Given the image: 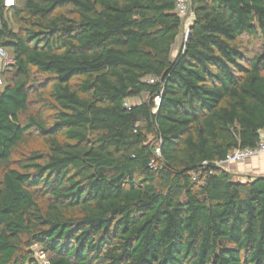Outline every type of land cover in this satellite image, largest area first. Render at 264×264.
<instances>
[{"label":"trees","instance_id":"obj_1","mask_svg":"<svg viewBox=\"0 0 264 264\" xmlns=\"http://www.w3.org/2000/svg\"><path fill=\"white\" fill-rule=\"evenodd\" d=\"M191 10L174 53L175 0H0V264H264V176L214 164L264 129V0Z\"/></svg>","mask_w":264,"mask_h":264},{"label":"built area","instance_id":"obj_2","mask_svg":"<svg viewBox=\"0 0 264 264\" xmlns=\"http://www.w3.org/2000/svg\"><path fill=\"white\" fill-rule=\"evenodd\" d=\"M2 1L5 8H11L15 5V0H2ZM175 8H176V13L181 20V24H182L181 29H182V36L184 43L189 33V28L193 20V13L191 10V0H175ZM183 43L181 44L180 49L182 48ZM12 64H14V60L9 57L6 49L0 45V87L4 86V80L1 75V70L3 69V67H8L11 66ZM149 82L153 83V79H150ZM155 104H156L155 106L159 105L158 98H155ZM125 107L129 108L127 103L125 104ZM155 110L156 109H154L153 111ZM258 133H259V140L256 142L254 146L247 148H237L228 152L224 157V159L214 162L215 166L231 173L226 168L227 166L241 165L248 162L249 160L259 157L264 159V129L259 130ZM155 155L156 157L159 158L158 146L156 147ZM206 164L207 163L204 162L203 166H205ZM150 166L151 168H155V162L153 160L151 161ZM41 255L42 257H44L43 254Z\"/></svg>","mask_w":264,"mask_h":264},{"label":"rangeland","instance_id":"obj_3","mask_svg":"<svg viewBox=\"0 0 264 264\" xmlns=\"http://www.w3.org/2000/svg\"><path fill=\"white\" fill-rule=\"evenodd\" d=\"M18 2H21V0H18ZM9 26H11V29L14 30V31H17V29H18V27L14 23H12V20H9ZM182 43H183V36H182V32H180V35H179V37L177 39V42H176V44L174 46V49H173V52L174 53H176L178 51V49H179V47L181 46ZM246 44L249 46V49L250 50H253L254 53L256 51L257 52L260 51V44H259L258 41L253 42L252 40H250V42H249L248 40H246ZM7 53L9 55V57L12 58L10 56V52L7 51ZM3 68L5 69L6 67H3ZM7 72H9V71H7ZM6 74H8V73H6ZM6 74L4 76L5 79L7 77H9V75H6ZM40 82L44 83V78ZM35 87H36V85L33 88L32 94H35L36 93ZM35 99H32V101H30V106L32 108H34L36 111H38V112H41V111L42 112H45V110L44 109L42 110V108L40 106V103H39V100H38V96H35ZM134 102L136 103V102H138V100H134ZM262 165L264 166V163H262ZM257 176H259V175H257ZM234 179L235 180H240V181H247L245 179L242 180L240 177H235ZM33 250H34V257L38 261V263L39 264H46L47 259L45 257H42L41 252L39 251V248L38 247H33Z\"/></svg>","mask_w":264,"mask_h":264},{"label":"crops","instance_id":"obj_4","mask_svg":"<svg viewBox=\"0 0 264 264\" xmlns=\"http://www.w3.org/2000/svg\"><path fill=\"white\" fill-rule=\"evenodd\" d=\"M262 163H264V159L259 157L249 160L248 163L246 162L237 166H227L226 168L232 173L234 178L240 177L242 180H247L248 178H253L254 176L257 177V175L264 176V166Z\"/></svg>","mask_w":264,"mask_h":264}]
</instances>
